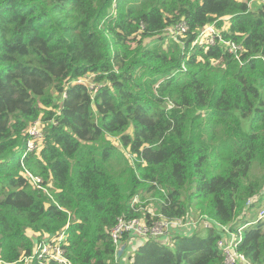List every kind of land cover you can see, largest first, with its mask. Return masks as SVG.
Instances as JSON below:
<instances>
[{
    "label": "trees",
    "instance_id": "trees-1",
    "mask_svg": "<svg viewBox=\"0 0 264 264\" xmlns=\"http://www.w3.org/2000/svg\"><path fill=\"white\" fill-rule=\"evenodd\" d=\"M251 1L0 0V264H43L24 260L34 235L63 231L71 264H231L224 227L264 264V0ZM149 193L150 221L211 225L143 239L123 263L111 230L148 217Z\"/></svg>",
    "mask_w": 264,
    "mask_h": 264
},
{
    "label": "built area",
    "instance_id": "built-area-1",
    "mask_svg": "<svg viewBox=\"0 0 264 264\" xmlns=\"http://www.w3.org/2000/svg\"><path fill=\"white\" fill-rule=\"evenodd\" d=\"M188 27L185 23L180 25V30L182 33L187 31ZM212 30V32H210ZM218 32L216 30L215 25L206 26L205 30L202 32L200 39L203 40L206 36H213V40L215 42V37L217 36ZM210 42V37L207 38ZM227 48L230 52L236 54L239 57V52L241 47L238 46L235 42L228 40L225 41ZM79 82H84V79H80ZM35 127V133L43 137V124L40 121H37L33 124ZM32 138V136H31ZM38 147L36 142L29 140L27 151L34 150ZM28 177L32 180V182L46 190L45 186H42V178L40 176H36L32 174L30 171H26ZM156 217L155 215L149 216L146 220H142L140 217L133 218V219H126L120 218L117 225L112 228L111 235L116 246V252L120 250L123 244H126L124 239L126 234L129 235L127 237V242H132L133 238H141L143 239H151V238H160L164 237L167 239L171 236L172 232L177 227L183 226H192L196 227L199 223L203 224H211L210 220L199 217L197 220L196 218H192L190 216L189 219L183 220H169L167 218L162 219H154L150 221V217ZM260 216H264V209L260 211ZM199 224V225H200ZM226 230V235L223 240L220 241V244L223 245L224 249L226 250L228 262L231 264H250L246 261L245 255L238 252L236 250V237L229 232V230L224 227ZM177 232V231H175ZM186 233V232H185ZM68 242V234L66 231L56 234L55 236H42L41 240H38L35 245L34 255L25 258V261L31 262L35 260V258L39 259L41 263L50 262L51 260L58 261L61 264H71V262L65 257V245ZM119 256V255H118ZM238 261V263H236Z\"/></svg>",
    "mask_w": 264,
    "mask_h": 264
},
{
    "label": "rangeland",
    "instance_id": "rangeland-1",
    "mask_svg": "<svg viewBox=\"0 0 264 264\" xmlns=\"http://www.w3.org/2000/svg\"><path fill=\"white\" fill-rule=\"evenodd\" d=\"M250 4L251 5H255L256 4V1H254V0H252L251 2H250ZM215 24V22L214 23H211V24H208L207 26H211V25H214ZM217 24H218V20H217ZM229 21H228V19L227 18H225V20H224V22H223V24H221V25H218V27H217V30H218V32L221 30V28H223V27H225V28H228L229 27ZM210 32H212V30L210 31ZM208 37H210V43H212V44H214V40H213V36H206L205 38H208ZM148 41V40H147ZM214 63H217L216 61H213ZM36 131H35V127L33 126V125H31L30 127H29V135H30V140H32V141H34V142H36V144L37 145H39L40 143H41V140H42V137L40 136V135H38L37 133H35ZM31 136H32V138H31ZM109 139L110 140H112L113 142H118V138L117 137H114V136H109ZM29 142V141H28ZM27 147H28V143H27ZM126 152L128 153L129 151L128 150H126ZM26 156V153H24L23 155H22V160H23V158ZM263 173V171H261V169H260V167H259V165H258V162H254V164H253V166H252V169H251V177L252 178H256V177H258V176H261V174ZM56 188V187H55ZM54 188V189H55ZM53 189V190H54ZM151 197V198H150ZM146 200H147V202H148V200H151V203H149V205L147 204V207L150 209L149 210V213L151 214V215H156V213H155V211H153V204H154V198H152V195L149 193L147 196H146ZM153 203V204H152ZM263 205H264V201H263ZM264 208V207H263ZM152 209V210H151ZM262 209V207L261 208H255L254 209V213L255 214H257V215H259V212H260V210ZM250 215V214H249ZM248 215V216H249ZM142 220H146L147 219V216H146V214L145 213H143V215L140 217ZM192 218H193V216H192ZM200 224V223H199ZM199 224L198 225H196V227H192V226H190V225H188V226H183V227H177V229H175L174 231H177V233H183V234H185L184 232H189V231H191V230H195L196 228H198L199 227ZM211 224L209 223V224H202L200 227H199V230L201 231V232H204V231H206V229H207V227H209ZM30 234H31V236H32V231H28ZM37 239V241L39 240V238L36 236V235H34V239ZM138 240H136L135 242H131V249L132 248H134L135 246L138 248V244H140V241L142 242V239L141 238H137ZM171 240H172V238H169V243H170V245H171ZM135 250V249H134ZM125 251H129L128 249H126ZM129 256L127 255L126 256V260H127V258H128Z\"/></svg>",
    "mask_w": 264,
    "mask_h": 264
},
{
    "label": "crops",
    "instance_id": "crops-1",
    "mask_svg": "<svg viewBox=\"0 0 264 264\" xmlns=\"http://www.w3.org/2000/svg\"><path fill=\"white\" fill-rule=\"evenodd\" d=\"M200 231V230H199ZM183 234V233H182ZM136 240H138L137 238H133V240H132V243L133 242H135ZM140 243H141V241H140ZM139 245V244H138ZM136 248V246L134 247V248H132L133 250ZM132 249H128L129 251L127 252V251H124V253L123 254H125V256H124V258H123V254L121 255L122 256V259H121V256L119 255V257H120V261L122 260L123 261V263H124V261H127L128 259H129V257L127 258V260H126V256L128 255V256H130V254H131V252H132ZM121 263V262H120Z\"/></svg>",
    "mask_w": 264,
    "mask_h": 264
},
{
    "label": "water",
    "instance_id": "water-1",
    "mask_svg": "<svg viewBox=\"0 0 264 264\" xmlns=\"http://www.w3.org/2000/svg\"><path fill=\"white\" fill-rule=\"evenodd\" d=\"M127 248V245L126 244H123L120 248V250L118 251V255H122L124 253V251L126 250Z\"/></svg>",
    "mask_w": 264,
    "mask_h": 264
}]
</instances>
